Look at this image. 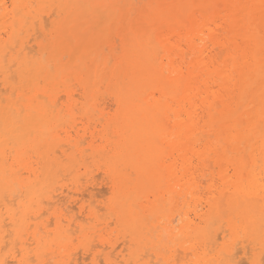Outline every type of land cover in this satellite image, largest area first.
Instances as JSON below:
<instances>
[{
	"label": "bare ground",
	"instance_id": "1",
	"mask_svg": "<svg viewBox=\"0 0 264 264\" xmlns=\"http://www.w3.org/2000/svg\"><path fill=\"white\" fill-rule=\"evenodd\" d=\"M8 1L0 264H264V0Z\"/></svg>",
	"mask_w": 264,
	"mask_h": 264
},
{
	"label": "rangeland",
	"instance_id": "2",
	"mask_svg": "<svg viewBox=\"0 0 264 264\" xmlns=\"http://www.w3.org/2000/svg\"><path fill=\"white\" fill-rule=\"evenodd\" d=\"M5 2H6V4L8 3L7 6H9V4H10L9 1H8V0H5ZM97 174H98V173H94L93 175H94V176H97ZM95 178H97V177H95ZM95 180H96V182H97V180H98L97 183L95 182L97 185H95L94 188H96V189L93 188L95 191H96L97 189H101V190H103V189L105 190V189H106L105 185H100V184H99L100 181H101L100 175H98V179H95ZM99 185H100V187H99ZM101 187H102V188L104 187V188L102 189ZM94 190H93V191H94ZM101 190H100V191H101ZM100 191H99V192L96 191V192L99 194ZM97 193H96V195L98 196ZM102 193H104V191H102L101 194H102ZM107 193H108V191L105 190V194H107ZM101 194H99V196H100ZM105 194H102V195L104 196ZM102 195H101V196H102ZM85 196H86V195H85ZM97 196H95L97 199H95V197H94V199H91V200L93 201V203H92V201H91L88 197H87V198L85 197V200H84V201H87V202H85V206H87V205L90 204V202H91V206H92V207H95V206H96V207H98L97 209H99V208H101L102 204H104L105 201H107V199H108V197H109V194L107 195V197H105L106 195H105L104 197H102V198H103V201H102L101 196H100V199H98ZM95 200H97V201H95ZM98 200H99V201H98ZM104 200H105V201H104ZM101 202H102V203H101ZM87 203H88V204H87ZM93 205H94V206H93ZM70 206H71V207H70L71 209L74 207L73 204L70 205ZM72 206H73V207H72ZM99 206H100V207H99ZM101 209H102V208H101ZM101 209H99V210H101ZM72 210H73V211H76V212H73V211H72V215H74L75 217H78L79 215H78V213H77V209H75V207H74V209H72ZM102 210H103V211H102ZM102 210L99 212L100 214H104V209H102ZM117 238H118V237L116 236V233H113V235H112V239L115 240V239H117ZM120 244H121V240L119 239V240L117 241V245L120 246ZM117 250H118V249H117ZM124 253H125V252H124ZM243 260H244V259H243ZM244 261H245V260H244ZM244 261H243V263H244V264H247L246 261H245V262H244ZM100 263H101V262H100ZM241 263H242V260H241ZM79 264H89V260H88V259H87L86 261H85V260H84V261L81 260V261H79Z\"/></svg>",
	"mask_w": 264,
	"mask_h": 264
}]
</instances>
